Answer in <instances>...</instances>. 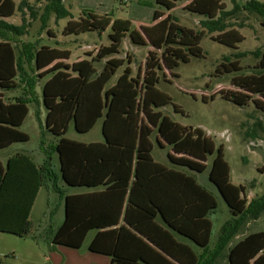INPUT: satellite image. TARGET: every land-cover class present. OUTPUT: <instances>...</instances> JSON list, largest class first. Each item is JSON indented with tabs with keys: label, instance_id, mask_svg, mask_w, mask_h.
Here are the masks:
<instances>
[{
	"label": "trees",
	"instance_id": "16d2710c",
	"mask_svg": "<svg viewBox=\"0 0 264 264\" xmlns=\"http://www.w3.org/2000/svg\"><path fill=\"white\" fill-rule=\"evenodd\" d=\"M184 3L185 10L203 18L206 33L216 32L215 41L233 50L244 37L227 29L226 17L242 9L256 15L264 28V4L257 0L234 4L230 11L219 0H154V24L141 31L129 19L114 18L112 13L82 10L74 20L63 0H45L39 20L47 35L52 33L47 27L51 17L56 22L70 18L64 35H101L109 30V44L99 47L95 56L68 64V50L39 40L17 46L15 39L26 34L27 22L24 17L21 25L5 20L16 12L23 15L27 3L0 0V89L14 91L24 84L13 102L5 103L0 95V150L29 141L20 128L28 114L27 104L38 101L35 87L45 78L40 83L46 111L42 128L53 137L51 146L41 143L42 165L26 153L0 161V233L27 237L34 228L30 213L35 199L45 183L51 182L64 209L63 220L50 237L52 245L79 250L87 234L94 232L87 250L109 257L110 264H264V231L234 241L249 221L264 215V191L247 200L246 188L230 181L223 145H216L201 129L182 126L158 110L170 103V97L156 88L159 72L164 68L172 75L180 64L205 56L200 47L205 33L180 25L172 14ZM126 36L134 46L153 49L147 53L142 76L138 71L133 77L126 66L114 84L107 86L124 64L114 56ZM248 55L255 59L250 73L230 78V85L239 91L221 97L237 107L252 103L264 114V49L237 52L233 60L224 56L215 72L241 71L238 61ZM102 60L97 70L95 64ZM174 111L181 112L177 106ZM99 119L102 142L85 144L65 137L70 124L75 133L83 135ZM154 146L170 149V167L153 159ZM54 154L58 173L49 159ZM207 170L209 182L230 215L209 249L211 222L207 216L217 202L193 177ZM59 179L67 187L90 191L65 194L57 184ZM187 243L207 249L202 261Z\"/></svg>",
	"mask_w": 264,
	"mask_h": 264
},
{
	"label": "rangeland",
	"instance_id": "374dc122",
	"mask_svg": "<svg viewBox=\"0 0 264 264\" xmlns=\"http://www.w3.org/2000/svg\"><path fill=\"white\" fill-rule=\"evenodd\" d=\"M14 1L18 3L21 0ZM24 1L27 6L23 9V15L16 12L15 15L5 20L13 25H21V18L24 17L27 22L26 34L20 39H15L17 46H20L21 42H34L43 34L45 43L51 47L69 50L71 52L69 60L75 62L78 58L84 57L83 54L95 56L99 47L109 44L108 29L101 35L96 33L64 35L62 33L63 28L70 18H64L56 22L54 17H51L47 27L55 36L54 38L47 37L46 32L40 29L39 20L45 0ZM219 1L224 5L226 11H230L233 9L234 4L240 6L249 0ZM257 1L264 4V0ZM63 4L74 20L79 18L83 9H89L96 14L112 13L114 18L128 19L127 15L131 13L136 2L134 0H63ZM186 4L177 5L172 14L179 19L180 25L195 31L202 30L205 33L200 42V47L205 52V56L202 59H191L187 64H180L172 75L164 68L159 72V83L156 88L170 97V103L158 110L182 126L201 129L216 145L222 144L225 160L230 168V181L235 185L244 186L246 195L250 200L261 195L264 191V114L258 111L252 103L245 107H237L223 100L221 96L226 92L239 91V89L230 85V78L239 73H250V67L255 64V59L252 55L242 58L238 61L241 71L232 74L220 75L215 72V68L224 56H229L233 60L231 56L237 52L263 50L264 28L260 26L256 15L249 14L242 9L226 17L224 23L227 25V29L237 30L244 37L243 42L235 45L233 50L215 41L216 32L206 33L201 26L203 18L185 10L184 6ZM153 7L156 8L155 5ZM29 8L36 13V17H32ZM152 49L149 45L134 46L126 36L122 40L120 53L114 56L123 59L124 64L111 78L107 86H111L115 82L126 66L131 69L133 77L138 71L142 76L147 53ZM103 62L96 65L97 70L102 68ZM0 93L3 94L5 103L13 102L17 98L14 91H2L0 89ZM37 93L41 96L39 88H37ZM251 98L258 99V96H252ZM174 106L179 107L181 112H175ZM28 108L29 114L20 129L29 136V141L13 144L8 149L1 150L0 160L2 162L5 161L3 158L8 155L24 152L35 161H39L40 165L43 164V160H40V156L44 155L41 143H44V147H46L50 139L44 137V132L38 127L40 108L38 109L30 104ZM41 112L44 115L43 107H41ZM65 137L84 143L101 141L100 123L98 122L94 129L85 135L75 133L72 124H70ZM167 152L168 148L161 150L155 146L153 156L158 161L164 162L167 161ZM53 158L54 160H52ZM49 159L52 161L54 172H56V156L50 155ZM207 171L201 176L197 175L195 177L202 186L203 184L209 186ZM57 184L61 191L69 194L84 190L63 187L59 181H57ZM210 188L214 190L213 187ZM214 195L217 200V208L209 217L213 224V242L216 240L215 236L218 231L220 232L223 224L230 218L224 201L216 194ZM61 207L62 198L59 193H56L52 186L49 188L42 187L30 213V220L34 225L30 234L25 238H18L0 233L1 263L52 264L48 243L45 239H50L52 232L60 225L63 214ZM49 212L52 213L51 217ZM257 231H264V215L256 221H249L234 241H237L243 235ZM92 236L93 232L87 234L82 250L86 249ZM33 237H36V239Z\"/></svg>",
	"mask_w": 264,
	"mask_h": 264
},
{
	"label": "crops",
	"instance_id": "0c3cea01",
	"mask_svg": "<svg viewBox=\"0 0 264 264\" xmlns=\"http://www.w3.org/2000/svg\"><path fill=\"white\" fill-rule=\"evenodd\" d=\"M135 2H136V4L134 5V8H133V10L131 11V13L130 14H128L127 15V18L132 22V24L134 25V27L138 30V28H139V31H141V29L142 28H148V27H151L154 23H153V21H152V15H153V12H154V0H134ZM83 10H89V9H83ZM52 32V31H51ZM54 34H53V32L52 33H50V35H47V37H49V38H54ZM36 40H39V42H40V44H46V45H48V46H50L49 44H47V43H45L44 41V36H43V34H41ZM51 47V46H50ZM56 48V47H55ZM59 49V48H58ZM61 50H67V49H61ZM69 51V50H68ZM70 52V51H69ZM89 55V56H88ZM70 56H71V52H70ZM83 56L84 57H82L83 59H86V60H90L91 59V57H93V55H90V54H83ZM82 58H78L75 62H78V61H81V60H83ZM69 61V62H68ZM102 61H104L105 62V60H102ZM101 61V62H102ZM66 63H68V64H73V63H75V62H70V60L68 59L67 61H65ZM100 62V63H101ZM103 62V63H104ZM98 63H96L95 64V67H96V65H97ZM97 69V68H96ZM25 71L27 72V73H29L30 71L26 68V66H25ZM47 78H45L44 80H42L41 82H39L38 84H37V86L35 87V92H36V95H37V97H38V101H37V103H35V104H30L31 106H36L38 109L40 108V110H41V107H43V105H42V103H41V96H39V93H37V88H39L40 89V92H41V87H40V83H42V82H44L45 80H46ZM114 84V83H113ZM112 84V85H113ZM24 86V84H21V88H18V89H16V90H14V92H15V94H16V96L17 97H19L20 96V94H21V90H22V87ZM0 95H2V99L4 100V96H3V94L2 93H0ZM41 95V94H40ZM28 106H29V104H28ZM27 106V107H28ZM43 109H44V107H43ZM40 110H39V116H40V118H39V120H38V123H39V129L40 130H42L43 132H44V137H46L47 139H50L49 140V142H48V144H47V146H51L52 144H53V137L51 136V134H49V133H47L45 130H44V128H42V126H43V124H44V121H45V115H46V111H45V109H44V115L42 114V112L40 113ZM28 114H29V108H28ZM28 114H27V116H28ZM27 116H26V118H27ZM25 118V119H26ZM25 121V120H24ZM100 123V131H101V123H102V120L101 119H99L98 121H96V123H95V125L93 126V128L88 132V133H90L93 129H94V127L96 126V124L97 123ZM24 123V122H23ZM23 125V124H22ZM181 125V124H180ZM73 126V125H72ZM22 127V126H21ZM21 130V129H20ZM88 133H86V134H88ZM83 135H85V134H83ZM101 138H102V140L101 141H96V142H89V143H98V142H102L103 141V137H102V134H101ZM81 143H84V142H81ZM85 144H88V143H85ZM11 147V146H10ZM155 147V146H154ZM9 148V147H8ZM8 148H6V149H8ZM166 148H168V147H165L164 149H166ZM6 149H4V150H6ZM164 149H161V150H164ZM1 151V150H0ZM153 151H154V149H153ZM17 153H24V152H17ZM168 153H171V151H170V149L168 148V152H167V154ZM27 154V153H26ZM167 154H166V159H167ZM55 156H56V154H54ZM54 155H53V157H54ZM9 156H11V155H8V156H6V157H4L3 159H5V161H6V159L9 157ZM152 157H153V159L157 162V163H159V164H161V165H164V166H166V167H170V165H169V163H168V161H164V162H161V161H158L154 156H153V152H152ZM40 160H44V155L42 154L41 156H40ZM52 160H54V158L52 159ZM1 161V160H0ZM5 161L4 162H2V163H5ZM35 161V160H34ZM56 161H57V156H56ZM37 164H39L40 165V163H39V161L37 162V161H35ZM57 164H56V172L58 173V162H56ZM186 173H188V174H191V173H189V172H186ZM203 173H201V174H194L193 175V177H194V179H195V181L197 182V180H196V176L197 175H202ZM206 175V174H205ZM59 182H60V184L63 186V187H67L60 179L58 180ZM207 181H208V184H209V186L208 185H204L203 184V186L201 185V184H199L198 182H197V184H199L201 187H203L205 190H207L208 192H211L212 193V195L215 197V195L214 194H216V196H218L219 198H221L220 197V195H219V193H218V191H217V189L209 182V180H208V171H207ZM205 182V181H204ZM232 183V182H231ZM233 184V183H232ZM52 184H51V182H47V183H45V185H44V187H46V188H49L50 186H51ZM235 185V184H234ZM210 187H213L214 188V190L212 189V188H210ZM69 188H71V187H69ZM76 189H84L83 191H81V192H78V193H72V194H69V193H66L65 192V194H68V195H74V194H82V193H86V192H88V191H90V190H88V189H86V188H76ZM246 197H247V195H246ZM215 200H216V197H215ZM247 200H249L248 199V197H247ZM216 202H217V200H216ZM62 211H63V214H62V220H63V215H64V209H63V200H62ZM216 210V209H215ZM214 210V211H215ZM214 211H211L209 214H208V216H207V218L210 220V215L214 212ZM51 212H49V215H50V217H51ZM62 222V221H61ZM210 222H211V237H210V243H209V245H208V248L207 249H209L210 247H212L213 246V244H214V236H212L213 234H212V231H213V224H212V221L210 220ZM120 224H123V220H122V217H121V221H120ZM93 235H94V232H93ZM218 235H219V231H218V234L215 236V238H217L218 237ZM93 237V236H92ZM33 238H35L36 239V237H33ZM48 239V238H47ZM45 239L46 240V242L48 243V247H49V253H50V261H52V264H110V258L109 257H107V256H104V255H99V254H95V253H91V252H89L88 250H87V247H88V245L86 246V249L85 250H82V246H81V248L79 249V250H77V249H71V248H68V247H63V246H56V245H52V244H50V239ZM92 239V238H91ZM90 242V241H89ZM89 244V243H88ZM83 245V244H82ZM187 245H188V247L191 249V251L193 252V254L195 255V256H197V257H199L200 258V261H202L203 259H204V256H205V251L207 250V249H202V248H199V247H197V246H195L193 243H187ZM0 264H2L1 263V261H0Z\"/></svg>",
	"mask_w": 264,
	"mask_h": 264
}]
</instances>
